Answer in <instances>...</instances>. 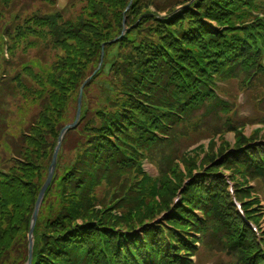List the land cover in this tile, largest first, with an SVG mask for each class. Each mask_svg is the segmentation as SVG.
Segmentation results:
<instances>
[{
	"label": "trees",
	"instance_id": "trees-1",
	"mask_svg": "<svg viewBox=\"0 0 264 264\" xmlns=\"http://www.w3.org/2000/svg\"><path fill=\"white\" fill-rule=\"evenodd\" d=\"M13 1L0 0V22L2 6ZM86 1L93 13L88 19L80 14L64 20L62 12L46 10L22 20L17 14L0 26V57L5 50L10 55L4 60L7 70L0 62L1 149L9 136L7 98L24 92L34 102L47 101L0 167V264L28 261L38 196L60 134L76 120L81 88L101 64L103 45V67L84 88L80 122L66 134L40 210L33 264H192L191 255L199 253L196 242L213 256L225 254L231 264H264L262 245L243 224L219 173L226 167L233 180L241 179L235 195L244 205L251 203L246 215L259 224L264 144L255 145L258 139L243 129L264 124V18L254 13L264 5L258 6L259 0H133L131 6V0ZM179 8L184 9L172 15ZM124 28L127 33L112 43ZM46 38L47 47L62 52L51 65L55 71L36 73L24 64L15 74L8 70L19 47L34 50ZM111 57L107 77L104 67ZM67 64L70 71L62 68ZM94 85L103 88L97 104L89 99ZM241 96L259 116L234 117L244 108ZM225 132L239 133L235 152L195 178L189 174L182 201L165 224L158 223V213L169 210L180 190L176 161H185L183 150ZM70 143L75 157L68 162L63 150ZM146 160L158 164L157 182L145 173ZM250 181L257 188L249 187Z\"/></svg>",
	"mask_w": 264,
	"mask_h": 264
},
{
	"label": "rangeland",
	"instance_id": "rangeland-1",
	"mask_svg": "<svg viewBox=\"0 0 264 264\" xmlns=\"http://www.w3.org/2000/svg\"><path fill=\"white\" fill-rule=\"evenodd\" d=\"M53 2H52L53 4L51 3L52 4L51 5L50 3L46 4L45 0H14L9 6L7 7L2 6L4 16H3L2 21L0 22V26L1 25L5 26L9 24V22L11 23L12 21H14L11 19L13 16H16L17 14L21 16V20H22L24 18L31 16L34 13H41V11L43 13L46 10L47 11L55 10L54 12H58V11L62 12L64 16V20H72V19L75 20L76 18L79 17L80 14L85 15V19H88V16L93 14L91 11L86 10V8H88L89 3L88 1L85 2V0H53ZM131 2L133 4V0H131ZM260 5H264V0L258 1V6ZM254 13L255 15H259L260 17L264 18V8L263 7L260 8L259 11H255ZM206 24H208V27H212V28L215 27V25L212 22H207ZM0 38H1V35H0ZM50 41H51L50 38L41 40V42L38 43V46H35L34 50L30 49L27 52H24L22 50V46L21 48L19 47L16 50V56H14V59L11 60L13 65L8 70L15 74L21 70L22 66L30 65L34 69V71H36V73L44 74L47 72L55 71L51 65L54 63L55 55H61L62 52L60 50L56 51L53 48L47 47V45L49 44L48 42ZM119 51L120 50L118 49V51L116 50L114 53L116 54V52H119ZM7 59L10 60V55L5 50L3 55L0 57V62L2 64L3 71L7 70L8 66L6 65V62L4 61ZM109 60L111 61L106 62L105 67H104V71H105L104 74L105 76L107 75V77H110V66L114 63L115 57H111ZM62 68L65 69L66 71H70L73 68V66L70 64H67ZM97 70L95 71L96 73H97ZM2 73L3 72L0 71V74ZM94 73L91 76H93ZM229 84L231 86L233 85L237 87L236 83L234 82H229ZM234 90H233V93H234ZM102 92H103L102 87L97 88V86L94 85L92 89L90 90L89 99L94 101L95 104L99 103L100 102L99 96H100V93ZM0 99L2 101L4 100L2 97H0ZM42 104L46 106L47 101L39 99L37 102H34L33 96L28 98V96L24 92L23 93L15 92L13 96H9L7 98L6 103H5V109L7 110V114H9L7 117L8 119L7 121L9 122L8 123L9 136H8V139L5 137L4 140L1 141L3 143L2 144L3 148L2 149L0 148V167L4 166L3 163L5 162V155L9 156L10 154H12L13 143L14 141L17 142L16 140L18 139L20 132L22 130H25L29 126V124L35 123V121L39 118L41 112L44 111V108H42L43 106H41ZM244 108L246 109L241 111L243 114L248 115L249 112H252L254 117L259 116L258 115L259 113L254 112L253 106L249 101H247L246 106ZM261 125H264V124H261ZM243 132L245 134H250V132L251 133L253 132L252 133L253 137L257 138L258 140L264 139V126L263 127L261 126L260 127H257V126L249 127L246 125V127H244L243 129ZM201 135L205 136V135H210V134H201ZM198 136L199 135L195 137H198ZM238 136H239V133H235V132L220 133L214 137L213 141L211 138H208L207 141H202L201 143L202 145L200 144V146L198 147L196 146L193 148L189 147L188 150L186 151L187 153L183 150V154L185 153L186 155H188L186 156L185 161H180V160L176 161L178 164L177 166L179 167L177 171V175H181L180 178H182L181 181L177 180V182H180L181 184L180 190L171 199L169 210L167 212L163 210L160 213H158L157 215V219L159 220L158 223L165 224L166 217L169 216V214H171L175 210L177 205L182 201L184 187L190 184V182L192 181L190 177L193 176L195 178L196 175L200 173L199 171L203 170L204 168L206 170H209V168L212 165L215 166V165L222 164L219 162L223 161L224 157L229 156L230 154H233L235 152V148L237 147L236 143L239 138ZM195 137H192L191 140L189 141H183L182 144L184 143V145H188L189 143L192 142V140ZM76 139L77 138H73L72 143H74ZM8 147L10 148V150H8L9 149ZM63 154H64V160L68 162L73 161L75 155H74V151H71V143L69 144V146H67L66 150H63ZM212 158H216L214 163H212L211 161ZM143 169L145 173L149 174L152 178H154L156 182L160 180L162 177L161 171L157 163L145 162L143 165ZM219 173H221L224 176V178L227 180V183L232 185L233 188L239 183L242 184V181L240 178H238L237 180L236 179L233 180L231 169L224 167ZM189 174H192V176H189ZM174 177L176 176L175 175L171 176V179H173V181L176 180ZM238 180H239V183H238ZM251 186H252V181H250L249 183V187ZM103 191H104L103 188L98 190V193H99L98 195L100 197L104 196ZM237 196L235 198L239 202V199L237 198ZM262 198L264 199V195H262ZM240 201L243 202L242 200ZM250 204L251 203H248L247 205H250ZM247 205H244V207L246 208ZM261 205L262 206L264 205V201H262ZM113 213H116V212L114 211ZM119 216L123 217L122 213ZM30 226H31V221H30L29 229H30ZM261 227L264 229L263 219H261ZM201 259H202V262H200V264H204V263L220 264L222 263V261L226 262L227 264H231V258L226 259L225 254L222 253V254H218V256H213V253L205 249L201 251Z\"/></svg>",
	"mask_w": 264,
	"mask_h": 264
},
{
	"label": "water",
	"instance_id": "water-1",
	"mask_svg": "<svg viewBox=\"0 0 264 264\" xmlns=\"http://www.w3.org/2000/svg\"><path fill=\"white\" fill-rule=\"evenodd\" d=\"M125 31L126 30L123 31V35H124ZM117 41L118 40H115L114 42H117ZM103 48H104V46H103ZM103 55H104V52H103ZM92 78H93V76L90 77L85 82L83 87L87 83H89L92 80ZM82 96H83V91L81 90L80 96H79V100H78V111H77L76 121L73 124L66 126L63 129V131H62V133L60 135L59 142H58L57 148H56L55 153H54L53 161H52V164H51V166L49 168V174H48L47 181L44 184V186H43V188H42V190H41V192H40V194L38 196V200L36 202L35 210H34V213H33V216H32V220H31V226H30V230H29V235H28L29 250H28V262H27V264H32V262H33L35 227H36V224H37V220H38V217H39V212H40L43 200L45 198L47 190L49 189V187H50V185H51V183L53 181L54 175H55V171H56V168H57V162H58V155H59V151H60V149L62 147L63 140L65 138L66 133L68 131L72 130V129H75L77 127L79 121H80L81 112H82Z\"/></svg>",
	"mask_w": 264,
	"mask_h": 264
}]
</instances>
